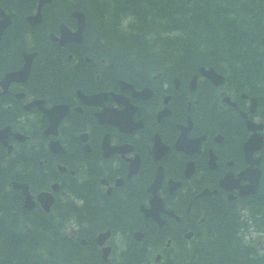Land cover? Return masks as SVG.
I'll return each mask as SVG.
<instances>
[{
    "label": "flooded vegetation",
    "instance_id": "obj_1",
    "mask_svg": "<svg viewBox=\"0 0 264 264\" xmlns=\"http://www.w3.org/2000/svg\"><path fill=\"white\" fill-rule=\"evenodd\" d=\"M69 3L51 0L32 24L39 0H0V264H21V245L43 232L62 264H122L136 247L140 264H198L211 223L233 216L228 229L242 227L262 198L261 186L240 194L249 100L221 105L226 130L206 128L199 85L161 70L119 78L87 47V25L81 42L56 41L62 25L78 28ZM55 44L64 76L46 82L38 74L54 62L40 52Z\"/></svg>",
    "mask_w": 264,
    "mask_h": 264
},
{
    "label": "trees",
    "instance_id": "obj_2",
    "mask_svg": "<svg viewBox=\"0 0 264 264\" xmlns=\"http://www.w3.org/2000/svg\"><path fill=\"white\" fill-rule=\"evenodd\" d=\"M9 1V0H6ZM25 1V0H23ZM69 11H84L88 28L85 42L92 50L101 51L111 69L123 78L128 72L165 70V78L179 76L184 81L198 73L200 67H213L226 76L229 90L234 88L255 96L264 120V0H69ZM60 20H55L56 23ZM128 21L125 25L124 22ZM23 33L24 30H23ZM86 33V34H87ZM49 46L48 38L42 39ZM58 45L42 50L40 56L54 66L41 76L60 78L61 55L50 53ZM52 83V81H50ZM200 95L209 100L206 120L212 131H224L226 111L218 109L215 88L204 82ZM209 87V88H208ZM203 90L204 94H201ZM261 201L252 207L254 220L248 215L244 227L228 229L233 216H223L212 229L213 235L201 240L211 241L196 250L198 264L203 257L207 264H264V160L262 165ZM248 222L261 232L260 249L238 239L239 231ZM238 224V223H237ZM235 228V229H234ZM243 231V232H244ZM43 235V240L41 237ZM39 235L37 244L21 245V264H62L48 245L47 232ZM29 242L27 239L24 240ZM210 242V243H211ZM127 253V252H126ZM144 255L139 249L126 255L122 264H140ZM141 261V262H140Z\"/></svg>",
    "mask_w": 264,
    "mask_h": 264
},
{
    "label": "water",
    "instance_id": "obj_3",
    "mask_svg": "<svg viewBox=\"0 0 264 264\" xmlns=\"http://www.w3.org/2000/svg\"><path fill=\"white\" fill-rule=\"evenodd\" d=\"M49 1H51V0H40V5L38 7V11L40 12V9H41L42 5L44 3L49 2ZM73 16L75 18H77V20H78V31L73 34V33H70L65 28V26H62L61 27L62 37L59 40L63 44H65L67 42H70V41L78 42V43L82 41V31H83V29L86 26L85 17H84V15L81 12H76V13L73 14ZM29 21L32 24L39 23L41 21L40 13H38L34 17H31L29 19ZM29 68H30V62H28V65L26 66V75L29 72ZM200 71H201V73L203 75H205L207 78H209L216 86L221 85L224 82V80H225L223 76L217 74L213 69L206 70V69L202 68ZM195 82H196V77L193 78L192 84H196ZM193 87H194V85H193ZM224 101L229 103V99L228 98L224 99ZM255 105H256L255 100H252V105H251V111L252 112L254 111ZM247 125H248L249 129H253V130H255V127H259V128L262 127V126H254L253 124H251L249 122L247 123ZM262 144H263V140H262L261 135H253L249 139V141L245 144V150L247 152V155L251 156L252 152L254 150H256V149H260ZM212 163H213V159L210 160V167L214 168L215 166H213ZM259 179H260V173H259V170H258L256 184L258 183ZM158 182H159V179H158Z\"/></svg>",
    "mask_w": 264,
    "mask_h": 264
},
{
    "label": "clouds",
    "instance_id": "obj_4",
    "mask_svg": "<svg viewBox=\"0 0 264 264\" xmlns=\"http://www.w3.org/2000/svg\"><path fill=\"white\" fill-rule=\"evenodd\" d=\"M128 21H125L124 24L126 25Z\"/></svg>",
    "mask_w": 264,
    "mask_h": 264
},
{
    "label": "rangeland",
    "instance_id": "obj_5",
    "mask_svg": "<svg viewBox=\"0 0 264 264\" xmlns=\"http://www.w3.org/2000/svg\"><path fill=\"white\" fill-rule=\"evenodd\" d=\"M254 233H252V234H249V235H253ZM256 236H258V234L256 235Z\"/></svg>",
    "mask_w": 264,
    "mask_h": 264
}]
</instances>
